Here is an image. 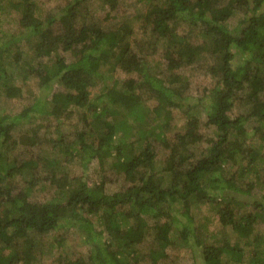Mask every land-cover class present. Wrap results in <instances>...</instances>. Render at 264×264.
Returning <instances> with one entry per match:
<instances>
[{
    "label": "trees",
    "instance_id": "trees-1",
    "mask_svg": "<svg viewBox=\"0 0 264 264\" xmlns=\"http://www.w3.org/2000/svg\"><path fill=\"white\" fill-rule=\"evenodd\" d=\"M91 1L67 0L56 14L42 19L36 13V0H0V13L9 5L19 14L15 30L0 26V90L7 98L21 95V87L10 83L14 75L9 69L20 57L14 51V43L20 40L18 35L28 32L34 40L31 45L36 58L49 56L59 47L75 55L69 62L58 57L54 70H48L47 66L41 70L33 64L25 67L21 76L24 82L30 75H36L43 86L52 81L64 86L65 90L51 94L49 107L45 106V100L46 108L37 109L38 99L17 112L6 114L0 106V264H36L37 251L47 242L36 240L28 233L44 234L71 228L92 240L97 234L90 230L93 221L101 225L100 231L105 236L102 244L88 242L86 260L58 257L51 264H138L140 245L150 234L153 239L145 256L151 264H163L161 261L169 257L170 244L179 240L200 247L202 264H242L243 259L248 260L246 264H264V254L256 246L250 247L260 240L253 232L254 223L264 218V192H255V187L264 184V0H158L141 17L149 26L153 42L165 38L168 41L165 77L148 72L145 61L138 60L134 54L126 56L130 49L126 40L132 33L126 22L102 28L87 21ZM100 1L108 9L117 4V0ZM243 5L251 13H244L237 24L229 27L227 19ZM56 19L63 27L61 33L46 28L47 21ZM183 22L190 28L185 34H179L177 29ZM197 28L202 40L194 43L187 33L190 35ZM13 51L16 54L12 55ZM206 51L220 60L211 68L218 75L216 84L203 98L183 95V86L176 82V71L182 65H191L197 54ZM103 67L109 71L118 67L125 72L139 73L138 78L125 80L122 90L116 91L117 81L106 90L112 104L129 111L136 122L145 125L138 128L142 129L140 138L132 142L127 139L131 133L115 137V131L122 124L110 128L108 125L103 132L85 125V129H76L70 134L57 128L49 132L45 128L43 137H53L47 138L48 147L69 160L79 159L84 169L92 159H97L102 166L105 155L112 154V166L122 171L130 182L128 186L107 192L105 177L93 184L81 175L72 177L57 165L60 158L51 159L42 154L29 159V165L25 160V164H18L5 151L18 124L34 120L38 115L57 120L62 114L69 115L73 106H86L98 127L101 114L90 102L89 90ZM146 98L153 99L155 104L144 106ZM240 100L249 104V110L233 115L234 104ZM102 107V110L109 109L106 104ZM198 107L215 128L213 136L206 137L198 130ZM175 110L184 112L183 131L172 141L162 131L153 134L151 120L159 121L163 128L171 127ZM127 126L130 130L135 128L131 123ZM259 137L262 141L259 139L258 148L249 145ZM150 138L159 140L169 150L161 170L169 176L166 184L162 174L158 175L155 170L157 151ZM20 141L31 147L43 142L42 138L37 139L36 133L31 136L26 133ZM199 142L206 143L199 155L189 151ZM39 167L49 170L43 179L60 189L55 198L41 203L32 201L28 198L30 188L14 193L5 185H12L10 179L16 172L39 180L43 174L38 176L33 171ZM208 186L212 195L207 191ZM237 187L251 193L250 199L233 194L232 190ZM204 196L219 199L218 220L223 228L231 230L233 237L227 234L223 239L207 242L204 237L207 232L194 226L187 214L192 215V205ZM246 207L249 210L239 209ZM148 218L154 222L149 224ZM173 232L176 238L172 240ZM210 236L213 235L210 233ZM20 239H23L22 249L7 256L6 251H16Z\"/></svg>",
    "mask_w": 264,
    "mask_h": 264
},
{
    "label": "rangeland",
    "instance_id": "rangeland-1",
    "mask_svg": "<svg viewBox=\"0 0 264 264\" xmlns=\"http://www.w3.org/2000/svg\"><path fill=\"white\" fill-rule=\"evenodd\" d=\"M37 2V15L39 18L46 19L48 15H54L56 12L60 10L62 5L67 0H36ZM158 0H117V4L113 9H108L100 0H92L89 3V7L91 12L88 16L89 19L87 21L91 24V22H95L98 26L102 28H112L122 25L126 22L127 26L131 28L132 33L127 37L126 41L130 43V49L126 56H130L134 54L138 60L145 61L144 65L148 68V72L157 73L159 76L165 77L168 74L165 71L167 59L165 57L166 49L168 41L167 39H157L153 42L152 36L149 32V26L143 20V16L141 15L146 12L149 8L156 5ZM222 3H225L222 1ZM223 5V4H222ZM262 9H264V1L262 5ZM235 12L227 19L226 24L231 27L237 24L239 18L244 16V13H251V11L246 8L244 5L238 7ZM19 18L18 11L16 9L8 7L4 8L3 11L0 13V26L2 29L5 30H15L17 28V20ZM46 28H50L53 33H61L63 32V27L61 26L60 22L56 19L54 22H46ZM190 27L187 23L183 22L178 27L179 34H185ZM188 36L193 40L194 43L200 42L202 40L201 33L197 29H194L191 34L187 33ZM20 40H16L14 43V47L17 54L13 51L12 55L16 54L15 56L19 55L18 63L14 62L10 66V71L14 75V80L10 83L12 85L21 87V95L17 97L7 98L5 93L3 94L0 90V106L1 112L4 111L6 114H11L14 112L19 111L23 106L30 105L34 103L36 100L37 109L46 108L50 105L47 104L48 100L51 98V94L53 92L59 90H65L64 86L59 82H49V85L43 86L36 75H30L27 80L24 82L21 78L22 74H24L25 67L28 64H33L34 67H39L43 70L44 66L48 67V70H54L56 65V59L61 57L64 59L65 62L72 61L75 59V55L70 51H66L63 47H59L56 51L51 53L49 56H40L35 57L32 51L31 43L34 40L30 39L28 36V32L23 35H18ZM154 43V44H153ZM120 45H122L120 43ZM123 46V45H122ZM171 48L173 47L170 44ZM118 48V46H117ZM198 57L191 65H182L176 72H177V79L176 82L179 86H183V95L190 96L191 98H203L209 90L214 86L217 82L218 75L217 72L213 73L212 67L216 66L220 62L216 57L211 56L207 51L201 53L200 55L197 54ZM100 75L93 82L90 87V102L95 104V111L99 112L101 121L99 122V126L95 127L94 119L90 117V113L87 111L85 107H76L73 106L70 108L71 113L69 115L62 114L60 118L57 120H53L52 118H47L38 115L35 117L34 120H27L25 122H21L12 132L11 140L6 143L5 151L9 152L11 156H13L18 164L24 163L26 164L30 160H34L37 156L43 154V156H48L49 158H60L59 168L70 174V176H83L85 179L88 178L89 184H93L99 181L102 176L105 177V191L111 192L116 191L119 189H123L124 187L128 186L130 182L126 180L122 174V171L114 168L113 158L111 155H105L104 163L100 166L97 163V159H92L87 164V168L84 169L81 161L79 159L69 160L67 156H62L57 150L52 151L48 147L49 140L47 138L53 137H43L44 130H48L49 132L55 131V128L60 129L61 131L70 134L72 132H76L75 130H82L85 129V125H89L93 128H98L100 131L103 132L107 129V126L113 127L117 124H122V127H118V132L115 131V137H123L126 133L130 136L127 139L134 142V139L140 138L139 132L144 128L145 125L136 122L132 115H130L124 108H121L118 105H114L111 103L112 99L109 95L107 88L111 87L112 85H116L117 81V88L116 91L122 90L124 88L123 82L128 78H138L140 75L137 72H125L118 67H114L111 71L107 70V68H102L100 71ZM219 72V71H218ZM163 74V75H162ZM264 98V93L262 95ZM46 100L45 106L44 102ZM144 106L145 105H154L155 101L153 99L148 100L147 98L144 99ZM54 101H51V105ZM106 104L109 106V109L106 111L107 108L102 110V106ZM201 107V106H200ZM200 107H198L199 114L197 118L199 119V128L198 130L200 133L206 137H210L214 135L215 128L208 123L206 116L201 112ZM249 110V104L247 102H243L242 100L235 102L233 108V115L239 113H247ZM174 118L171 120V127L163 128L160 125V122L157 120H151V130L153 134L157 133V131H162L165 136L173 140L174 136L183 131L184 126V119L183 115L184 112L180 110L174 111ZM128 118V119H125ZM129 120L128 122H126ZM131 123V127H135L134 129L130 130L127 125ZM252 122L248 123L250 125ZM142 125L138 127V125ZM258 125V123H257ZM39 126V127H37ZM35 127V128H34ZM117 130V129H115ZM27 133V136H31L33 133H36L37 139L42 138L43 142L34 146H29L26 143L20 141V138ZM51 135L53 133H50ZM252 139V138H251ZM261 138H255L252 141H248L249 145L253 146V148L257 147V144L260 143ZM152 142V147L157 151L155 156V170L158 171V175H161V170L166 159V155L168 153V149L164 148L163 144L156 140L155 138L149 139ZM262 141V140H261ZM206 143L199 142L196 145H193L189 148V151H192L194 154L199 155L201 148L205 146ZM52 148V146H50ZM258 148V147H257ZM138 151V150H136ZM45 153V154H44ZM264 153V151H263ZM30 159V160H29ZM25 160V161H24ZM36 175L40 176L39 180H32V175H28L27 173L21 174L20 172H16L14 176L10 179L12 185H5L10 186L11 190L16 193L20 189L29 190L28 198L32 201L36 202H46L58 196L57 194L60 193V189L57 188L55 183H52L50 180L43 179L45 176L48 175L49 170H45V168H37L33 169ZM35 175V174H34ZM58 176V175H57ZM82 177V178H83ZM169 176L166 174H162L161 179L166 184L169 181ZM218 178V177H216ZM215 178V179H216ZM263 180V179H262ZM29 182V183H28ZM31 182V184H30ZM3 184V183H2ZM210 186V185H209ZM208 186L209 192L211 191V187ZM237 190H232L233 194L237 196H241L246 199H250V194L247 191H243L241 187H237ZM264 192V184H259L255 187V192L259 194V192ZM231 192V193H232ZM208 193V192H207ZM256 194V193H255ZM256 194V195H258ZM220 202L219 199L213 200L208 199L207 197H201L198 199V202L193 204L191 207V212H188L192 219V223L196 227L198 225L201 227L204 232L206 231L207 234H204L205 241L211 242L216 239H223L226 237L227 234L233 237V233L230 229L223 228L218 220L219 214L217 213V203ZM6 204V203H5ZM241 210H245L246 208H239ZM249 210V209H247ZM93 218V215L92 217ZM184 221H186L185 217H182ZM147 222L152 224L154 222L153 219L148 218ZM192 224V225H193ZM90 230L97 231L95 238L92 239L95 243H101L104 239V234L100 231L101 225H99L96 221H93V225ZM101 233H100V232ZM254 234H258L260 240L257 244H252L250 247H257L259 253L264 254V218H260L258 221L254 223ZM210 233L213 236H210ZM102 237H101V235ZM254 234L251 235L254 236ZM172 236V240L176 237V232L170 234ZM28 236H32L36 240H41L42 242H47L46 246L37 251V257L35 259L36 264H51L54 259L58 257H62L63 260H77V259H84L86 260L88 257V242H91V239H87L82 237L80 233H78L74 229H67V228H60L57 230H51L44 234H35V233H28ZM103 238V239H102ZM64 239V241L62 240ZM153 239V235H147L144 242L141 243V248L139 250V263L138 264H151L150 259L147 258L145 255L147 254L148 248L151 247V242ZM90 240V241H89ZM23 247V239L19 240V245L17 246L16 251H6L5 254L7 256L13 255V252H18ZM247 248L245 247V250ZM169 257L162 260L161 263L163 264H202L201 262V251L200 247L196 244L188 242L184 243L182 240L177 241L175 244L169 246ZM145 256V257H144ZM246 264L248 260H242ZM20 264V263H18Z\"/></svg>",
    "mask_w": 264,
    "mask_h": 264
}]
</instances>
